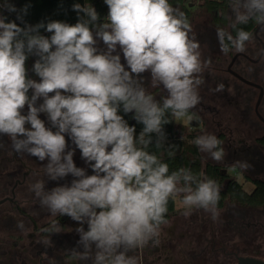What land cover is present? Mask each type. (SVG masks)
Returning <instances> with one entry per match:
<instances>
[{
  "label": "clouds",
  "instance_id": "clouds-1",
  "mask_svg": "<svg viewBox=\"0 0 264 264\" xmlns=\"http://www.w3.org/2000/svg\"><path fill=\"white\" fill-rule=\"evenodd\" d=\"M104 2L108 14L103 22L91 4L80 3L72 6L83 14L75 24L51 20L21 27L0 15V136L10 139L16 153L47 160L48 179L74 177L70 186L51 190L37 181L31 191L53 216L67 215L81 225L76 231L82 250L71 249L78 261L139 264L129 253L159 243L170 199L181 197L185 216L203 209L216 218L221 189L214 179L185 167L170 172L167 163L148 151L150 145L157 149L166 145L164 126L171 122L169 115L199 120L192 109L200 103L201 74L211 61L201 59L200 43L186 14L169 0ZM0 6L17 11L7 0ZM28 7L19 10L17 19L23 22ZM229 8L227 19L235 36L216 29L225 55L231 50L244 52L246 42L253 39V33L239 25L254 21L264 27V0H229ZM42 28L51 36L41 35ZM98 39L106 51L98 50ZM118 46L129 70L121 56L113 54ZM30 55L38 57L33 72L39 81L28 76ZM145 72L151 74V85L162 87L167 95L157 100L143 86L138 78ZM222 89L218 85L216 91ZM121 108L125 114L134 113L143 125L138 136L135 126L119 114ZM40 113L47 114L52 127H46ZM66 134L94 174L76 166L74 150H67ZM194 144L217 162L225 156L214 134H202ZM168 156L174 157L175 152L169 150ZM17 227L23 230L24 223ZM61 230L57 220L40 231Z\"/></svg>",
  "mask_w": 264,
  "mask_h": 264
},
{
  "label": "flooded vegetation",
  "instance_id": "flooded-vegetation-1",
  "mask_svg": "<svg viewBox=\"0 0 264 264\" xmlns=\"http://www.w3.org/2000/svg\"><path fill=\"white\" fill-rule=\"evenodd\" d=\"M210 1L214 2L212 8L208 7L206 0H195V5L186 0L181 7L173 6L186 14L200 43L201 59L211 61L201 74L204 83L199 88L200 103L192 109L198 114L199 120L188 121L187 117L177 120L173 117V121L179 127L177 135L180 140H185L187 136L195 139L208 133L216 135L222 142L225 156L219 162L213 160L208 153L201 152L197 146L202 175L205 173L204 168L211 165L218 169L226 183L231 179L236 181L234 177L240 176L253 188L255 182H264V171L261 170L264 167V145L259 142L264 138V53L261 52L264 49V27L250 21L253 25L247 31L253 33V39L246 42L245 51L231 50L225 55L220 51L216 29L224 28L235 36L227 19L231 15L229 0ZM96 47L100 51H106L102 40H97ZM113 54H119L121 63L129 70L119 46ZM138 79L142 80L143 86L157 100L167 95L162 87L151 85L150 72L141 74ZM218 85H223L221 91H216ZM31 94L30 91L29 95ZM42 102V98L39 99L37 106ZM27 111L25 106L23 114L26 115ZM119 114L130 126H135L136 131L142 130L143 125L136 122L134 113L125 114L121 108ZM39 118L44 120L46 127H52L47 114L40 113ZM168 118L170 119V115ZM52 130L56 131L55 128ZM66 142L67 150H74L73 160L76 166L84 168L88 175L94 174L67 134ZM0 143L4 145L0 148V264H90L78 261L71 253L73 248L82 250L77 245L79 235L76 231L81 225L67 215L53 216L40 205L39 199L31 191V185L40 181L39 170L35 166L42 162L27 153L18 154L13 151L7 136H0ZM240 161L247 162L250 167L242 168ZM229 171L235 176L233 174L232 177ZM73 179L71 174L67 176L69 186ZM223 188L220 187L221 190ZM224 207H232V204L225 201ZM195 210L198 219L202 220L201 226L206 222L211 225L218 223L215 221L217 218L210 216L211 213L203 209ZM218 212L221 210L217 208ZM175 217L160 226L158 244L150 242L129 255L136 256L139 264H187L186 251L182 246L183 235L177 238L173 231L177 227ZM233 219L232 215L231 221ZM57 220L62 226L60 233L40 231ZM19 222L24 223L23 230L17 227ZM227 224L231 225L228 221ZM83 227L87 230V224ZM45 240L48 243L42 242ZM197 241L200 252L203 251L202 248H209L212 253H220L215 248L214 238H200ZM175 255L179 262L174 259ZM229 255L233 257L234 252L226 254L228 257Z\"/></svg>",
  "mask_w": 264,
  "mask_h": 264
},
{
  "label": "trees",
  "instance_id": "trees-1",
  "mask_svg": "<svg viewBox=\"0 0 264 264\" xmlns=\"http://www.w3.org/2000/svg\"><path fill=\"white\" fill-rule=\"evenodd\" d=\"M185 1L186 0H169V3L173 6L181 7ZM4 3L5 0H0V5H3ZM7 3L14 5L17 11L11 12L8 11L6 7L0 6V15L7 17V21H14L21 27H24L25 24L36 25L40 22H44L45 24H47V22L51 20H59L68 24H75L77 23L79 17L83 14H78L73 10L72 6L74 3H80L81 5L91 4L98 12L100 22H103L104 18L108 14V7L105 4L104 0H7ZM206 3L210 8H212L211 5L214 4V2L210 0H206ZM26 5H28L29 7L27 10V14L23 16L22 22L20 19H17V16L19 10L23 9ZM252 25L253 23L250 22L247 25H239V27L246 26L247 28L245 27L244 29L250 30L252 28ZM233 32L234 34H236L235 30H233ZM40 34L47 37L51 36V33H48L44 28L40 29ZM36 59H38V57L30 55L26 61L28 76L29 78L34 80L40 79L33 72V65ZM169 120L171 122L164 126L167 135L166 145L163 148L157 149L153 144L149 146L148 151L157 154L163 162L167 163L170 172L178 170L181 167H185L191 169L194 174L201 176L202 174L200 168V160L197 154V145L194 144L195 139L192 136H187L185 140H180V137L177 135L179 127L174 124L173 117H171V115ZM139 133L140 131H136L137 136L139 135ZM259 142L264 145V138L260 139ZM169 150L175 152L174 157L168 156ZM46 163L47 160L40 163V166L38 165L39 167H35L37 170H39V180L45 182L46 190H51L52 188L59 185L67 184V177L57 181L48 179L44 172V164ZM204 171L205 173L202 176H207L211 179H214L220 185V187H224L223 190L220 191V199L218 201L217 208L221 210V212H225L227 216L229 214H233V217L237 215H241L240 217H242L245 216V211L255 212L264 209L263 181L255 182L253 189L250 192H247L239 183H237L233 179L229 180L226 183V179L220 176L218 169L211 165H207L204 168ZM225 201H228V203L230 202V204H232V207L225 208ZM180 211L181 210H177L175 198L170 199L168 204V212L165 216V219L168 221L172 217L179 214ZM262 216L264 217V213ZM227 221L230 224L234 222V220L230 221L229 218H227ZM209 225V230L211 232H214V230L212 229V225ZM214 225L215 223L213 224V227ZM228 226L233 231V233L237 230L233 228L232 225Z\"/></svg>",
  "mask_w": 264,
  "mask_h": 264
},
{
  "label": "rangeland",
  "instance_id": "rangeland-1",
  "mask_svg": "<svg viewBox=\"0 0 264 264\" xmlns=\"http://www.w3.org/2000/svg\"><path fill=\"white\" fill-rule=\"evenodd\" d=\"M188 1L195 5V0ZM261 170L264 171V167ZM229 174L233 177L234 173L232 174V171H229ZM234 179L238 183H241L247 192L253 189L252 185L244 178L235 176ZM175 201L177 210L181 211L175 217L177 227L173 231L177 238L183 235L182 246L186 251L187 264H235L236 257L246 256L264 260V217L262 216L264 209L255 212L245 211V216L242 217H240L241 215H237L238 217L234 216V222L231 224L233 228L237 229L234 233L227 225V218L231 221L233 214L227 216L225 212H218L216 214L217 219L215 220L218 223L215 222L214 227L212 225L214 232H211L209 230L210 225L206 224L208 222L201 226L202 220L201 218L200 220L198 219L195 209L189 215L185 216L183 214L181 197H176ZM210 216L212 217V214ZM172 222H170V225ZM210 236L215 239L216 246L215 244L214 246L220 253H212L209 248L208 250L202 248L203 251H199L197 240L200 238L207 240ZM222 251L226 254L234 252V255L233 257L231 255L228 257ZM174 259L179 262L176 255Z\"/></svg>",
  "mask_w": 264,
  "mask_h": 264
},
{
  "label": "water",
  "instance_id": "water-1",
  "mask_svg": "<svg viewBox=\"0 0 264 264\" xmlns=\"http://www.w3.org/2000/svg\"><path fill=\"white\" fill-rule=\"evenodd\" d=\"M244 81V80H243ZM235 264H264V260L255 257H236Z\"/></svg>",
  "mask_w": 264,
  "mask_h": 264
}]
</instances>
